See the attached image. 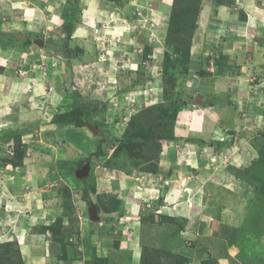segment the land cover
Segmentation results:
<instances>
[{
	"label": "crops",
	"instance_id": "1",
	"mask_svg": "<svg viewBox=\"0 0 264 264\" xmlns=\"http://www.w3.org/2000/svg\"><path fill=\"white\" fill-rule=\"evenodd\" d=\"M230 1L216 4L205 0L199 8L189 69L176 74L174 92L180 108L174 122V139L168 141V148L161 154L159 171L127 174L108 169L111 174H104L100 165L88 171L89 177L93 173L96 179V192L90 197L99 221L89 220L87 210L80 214L81 221L88 220L93 230H98L92 234L90 224L85 225L80 240L92 248L84 247L83 258L73 264L87 262L92 255L108 264H126V258H130V264H141L146 249L176 251L172 247L175 242L188 255L183 264H203L208 258L219 264H248L242 253L249 243L243 239L246 233H236L238 225L225 223L223 218L231 215L227 212L229 204H225L230 196L233 206L244 197L254 198L230 169L248 168L260 157L257 143L264 137V0ZM71 2L0 0V246L19 243L25 264L63 263L49 254L47 236L33 230L49 223V216L59 215L60 208L47 203L56 191L48 188L43 170L34 167L28 158L20 165L13 163L10 146L14 140L10 138L19 135L21 143L26 144L33 134L26 131L29 119L33 120L28 101L36 102L44 87L24 80L23 75L36 68L32 64L38 55L34 43L44 45L40 42L43 33L54 32L67 21L66 8ZM80 2L82 19L72 32L80 40L97 25L107 24L105 16L112 10H120L121 16L123 11L133 28L146 26L156 17L154 28H158L150 29L153 35L147 31L146 39L157 42L150 44L149 62L162 65L165 49L161 42L174 0ZM141 10L145 14H139ZM121 26L125 37V24ZM78 30L79 36H75ZM120 57L106 64L107 70L118 69L119 63L126 67L141 63L133 56ZM149 82V86H143L153 93L155 101L149 105L163 102L162 80ZM142 101L146 103L147 99ZM35 128L45 129L38 124ZM87 131H81L88 137L86 147L76 148L93 154L97 139ZM99 196L115 197L120 206L104 209ZM145 214L153 215L155 221L145 225ZM166 217L175 222L166 221ZM145 227L149 228L147 235ZM165 230L178 234L174 238Z\"/></svg>",
	"mask_w": 264,
	"mask_h": 264
},
{
	"label": "rangeland",
	"instance_id": "2",
	"mask_svg": "<svg viewBox=\"0 0 264 264\" xmlns=\"http://www.w3.org/2000/svg\"><path fill=\"white\" fill-rule=\"evenodd\" d=\"M105 1L113 3L123 0ZM204 1L176 0L178 7L183 3L185 6L190 5L192 9L188 11L187 16L183 14L182 7L176 19L177 26L173 24L171 26L169 22L171 27L168 26L165 38L161 42L165 54L172 59L175 56L173 60L182 59L183 62L184 57L174 52L181 50L180 43L185 44L182 40L185 39L188 28L195 18L197 10L195 8H200ZM210 2L220 4L231 1ZM81 4L80 0H73L69 8H66L67 21L58 25L54 32L43 33L40 42L44 45L34 43L38 55L33 57L32 64L36 65V68L23 75L24 80L32 84L42 83L44 87L43 94L38 93L40 97L36 102L28 101L29 114H32L33 120L29 119L26 131L33 134L26 139V144L21 143L19 135L12 134L10 138L14 140L10 146L13 163L20 165L28 158L34 167L43 170L48 188L53 187L56 191L54 197L47 203L60 208L59 215L49 216V223L42 227H34L33 230L47 236L49 254L63 261L61 264H73L75 260L83 258L84 247L90 250L92 248L89 243L83 244L85 240H80L89 223L88 220L81 221V215L89 209L86 206L90 205L84 198V190L85 188L89 190V196L92 192L89 189L90 184L87 185L85 181L96 185L95 175L92 176V173L89 177V172L95 170L97 165L105 169L104 174L108 169L136 174L157 168L158 172L161 154L169 146L170 139H166V136L170 133L173 121L174 111L168 106L171 103L169 97L177 100L170 83L174 82L171 77L175 73H171L166 55L163 56L162 65L149 62L152 55L150 44L153 41V32L150 29L157 30L158 26L154 28L158 24L156 17H153L146 26L141 24L133 28L125 19L127 17H124L123 11L121 16L120 10H112V13L105 16L107 24L97 25L90 34H87V38L80 40L74 38L72 32L82 19ZM142 12L145 14L142 10L139 14ZM126 16L129 17L131 14ZM122 24H125V32L131 39L126 33L125 37L122 36L124 31ZM147 31L152 34L151 42L146 39ZM75 34L79 36V30ZM153 42L157 43L155 39ZM124 55L133 56L132 58L141 63L134 67L121 66L119 63L118 69L107 70L106 64ZM34 72H38V75H33ZM154 78L162 80V89L164 92L166 89L168 95L165 99L163 95V102L150 106L149 102L155 101L153 93L143 89V86H149V81ZM143 99H147V102L144 103ZM30 106H34L35 109H30ZM35 124L42 125L45 129L35 128ZM90 126L99 132H93ZM83 130L85 132L88 130L90 132L88 134L97 139L93 154L82 153L76 148L77 145L86 147L85 141L88 137L81 132ZM257 145L260 157L256 161L242 170L230 169L234 176L242 181V186L254 193V198L247 200L244 197L233 206L231 205L233 197L230 196L225 200V204H229L230 211L227 212L231 215L223 218L225 223L231 221L238 225L236 233L243 232V235L246 233L243 239L249 240V243L243 246L242 253L248 264H264V137ZM86 166L88 175L80 177L79 173ZM28 167L33 168L30 165ZM110 170L107 174H111ZM99 200L102 205H106V201H102L103 198ZM105 200L110 201L111 198ZM88 219L90 220L89 214ZM145 223V225L153 223L150 214H145ZM89 224L92 234L98 230V227L93 230L94 225ZM144 231L146 233L149 228L145 227ZM164 232L167 235L172 234L171 230ZM177 234L175 232L172 236L175 238ZM90 241L92 236L88 242ZM178 245L179 242L172 245L177 252L171 248L159 251L146 249L141 264H183L187 259L185 256L188 255L181 252ZM186 253L190 254L191 251L187 250ZM208 259L207 263L219 264L217 260ZM0 264H25L19 243L12 242L0 246ZM82 264L108 262L106 260L100 262L96 255H92L91 260ZM126 264H130V258L129 261L126 258Z\"/></svg>",
	"mask_w": 264,
	"mask_h": 264
},
{
	"label": "trees",
	"instance_id": "3",
	"mask_svg": "<svg viewBox=\"0 0 264 264\" xmlns=\"http://www.w3.org/2000/svg\"><path fill=\"white\" fill-rule=\"evenodd\" d=\"M174 1L175 2H174V5H173V8H172L171 15H170V25L171 26H172V24L174 26L177 23L176 19L179 16L178 14L181 13L182 7L184 8L183 14H185L187 16H189V12L192 9L190 7V5L189 6H185L183 3H181L183 6L179 5V7H178L176 5V0H174ZM195 9H197L195 11V16H194L195 18H193L192 25L189 26V28H188L187 34L185 35V39L182 40V42L184 41L185 44L180 43L181 50L179 52H174V54L181 55V57H184L183 62H182V59H180V61L179 60H173L175 58V56L172 59L170 56H168V54H165L166 55L165 58H167V60L170 62V66L169 67L171 68V73L172 72L175 73L171 77L174 80V82L173 83L170 82L171 85L173 86L172 87L173 90L175 89L176 82H177L176 74L178 72L179 73H186L188 71V69H189L190 50H191L192 38H193V35H194V32H195V29L197 27V16H198V13H199V7L195 8ZM70 20H72V16L71 15H70ZM175 26H177V25H175ZM166 53H168V52H166ZM169 58H171V60H169ZM167 95L168 94L166 93V89H165L164 99L167 97ZM169 98H170L171 103L168 106H170V108L174 111V114L172 115L173 116V119H172L173 121H172V125H171V130H170V133L166 136V139L173 140L174 139V122L176 120L180 105L178 104L177 101L172 100L171 97H169ZM163 139H165V138H163ZM150 171L151 172H156L157 168H155L154 170H150ZM85 182H86L87 185L90 184L89 189H91L92 192H96V186L95 185H92L91 183H89L88 180H86ZM84 192H85L84 198H85L86 202L88 204H91V197L89 196V190L87 188H85ZM100 198H108V197L107 196H99V199ZM109 198H111V200L110 201L106 200V205H102V207L103 208L105 207L104 209H117L120 206L121 202L115 197L110 196ZM260 199H262V198H260ZM97 208H98V206H97ZM165 219H166V221L175 222V220H173L172 218L166 217ZM142 220L145 221V217L144 218L142 217ZM151 220H152V222L155 221V218H154L153 215H151ZM203 264H210V263H207L205 261V262H203Z\"/></svg>",
	"mask_w": 264,
	"mask_h": 264
},
{
	"label": "water",
	"instance_id": "4",
	"mask_svg": "<svg viewBox=\"0 0 264 264\" xmlns=\"http://www.w3.org/2000/svg\"><path fill=\"white\" fill-rule=\"evenodd\" d=\"M89 128L95 133L99 132L98 129H96V128L92 127V126H90ZM87 173H88V167L86 166L83 169V171L79 173V176L80 177H84V176L87 175ZM88 214H89V217H90L91 221H93V222L99 221V216H98V213H97V209H96V207L93 204L90 205L89 210H88Z\"/></svg>",
	"mask_w": 264,
	"mask_h": 264
}]
</instances>
